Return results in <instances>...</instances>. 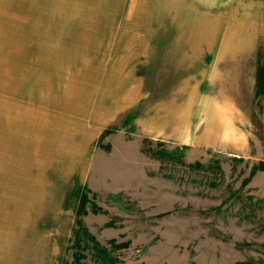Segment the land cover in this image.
Segmentation results:
<instances>
[{
    "label": "rangeland",
    "instance_id": "rangeland-1",
    "mask_svg": "<svg viewBox=\"0 0 264 264\" xmlns=\"http://www.w3.org/2000/svg\"><path fill=\"white\" fill-rule=\"evenodd\" d=\"M142 2L0 0V264H264V5L215 77L156 68Z\"/></svg>",
    "mask_w": 264,
    "mask_h": 264
},
{
    "label": "crops",
    "instance_id": "crops-1",
    "mask_svg": "<svg viewBox=\"0 0 264 264\" xmlns=\"http://www.w3.org/2000/svg\"><path fill=\"white\" fill-rule=\"evenodd\" d=\"M143 4L150 5L149 16L153 34L155 31L157 36V32L160 31L165 37L164 45L156 44L151 47L150 60L156 63L157 69L164 67L201 69L204 71L203 76L206 75V70H214L209 71L208 74L215 77H229L228 72L225 74L221 70L243 68L246 62L248 68L252 69L256 52L254 38L260 30L257 24L260 19L252 15L253 9L250 12L244 9L248 13L239 17V9L249 4L258 6L259 10V6L264 5V0H148V3ZM156 21L157 23L154 24ZM161 22L163 24L159 25ZM162 26L165 34L160 30ZM250 74L249 78L252 77ZM177 83L179 86L176 91L183 99L188 96L189 100L196 101V96L189 97L193 92L195 95L198 93L197 88H188L189 80H181ZM193 83L198 84L200 81ZM172 90L174 95L175 88ZM169 100L173 102L174 97ZM195 104L190 106L189 111L197 107ZM171 105L168 113L171 116L168 115L167 122L173 123L174 130L182 128V138L191 141L189 138L195 127L194 121L192 124L190 114L182 111L177 114L180 118L174 124ZM182 105L184 104L178 105L180 109ZM200 132L194 138L195 143L210 146L206 144V130Z\"/></svg>",
    "mask_w": 264,
    "mask_h": 264
}]
</instances>
